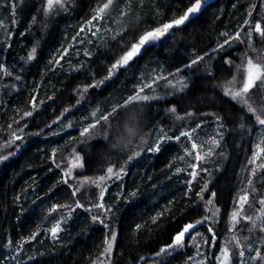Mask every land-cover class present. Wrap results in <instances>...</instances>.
Masks as SVG:
<instances>
[{"label":"trees","instance_id":"16d2710c","mask_svg":"<svg viewBox=\"0 0 264 264\" xmlns=\"http://www.w3.org/2000/svg\"><path fill=\"white\" fill-rule=\"evenodd\" d=\"M194 2L112 0L96 20L98 31L86 34L108 0H54L47 13V0H0V157H8L0 159V264H96L113 233L112 264H146L196 221L202 223L183 247L162 254L158 264H193L195 254L217 264L225 239L264 240V220H256L264 169L251 162L264 148V126L241 99L225 94L240 64L264 58V38L247 36L256 22L264 27V0H202L183 24L112 67L145 32L184 16ZM237 33L240 39H232ZM256 91L246 100L261 114L264 88ZM136 95L150 99L132 101ZM216 122L215 155L191 179L181 170L184 149L176 137ZM109 167L118 178H109ZM245 193L255 226L240 213L231 220ZM61 219L53 238L49 228Z\"/></svg>","mask_w":264,"mask_h":264},{"label":"snow or ice","instance_id":"6c2138e0","mask_svg":"<svg viewBox=\"0 0 264 264\" xmlns=\"http://www.w3.org/2000/svg\"><path fill=\"white\" fill-rule=\"evenodd\" d=\"M56 3H59L60 0H55ZM53 3L54 0H47V8L45 9V12L47 13V11H49L50 9H52L53 7ZM112 3V0H108V3H105L102 5V7H100L96 13V15L93 17V20H99L102 19V13L105 11V9H107L109 7V5ZM201 4H202V0H195V2L192 4V6L190 8H188L187 12L184 14V16L180 17L179 19L174 20L172 23H168V24H164L162 28H156L152 31H147L145 32L142 36H140L139 38V42L136 44H133L131 49L119 60L117 61L116 64H114L112 67L113 69H116L120 66L126 65L128 64V62L139 53L140 48L145 45L146 43L150 42V41H155L158 40L161 36H163L170 28H172L174 25H180L183 24L185 22V20H187L189 18L190 14H194L197 11L200 10L201 8ZM125 13H121V15H124ZM91 23V21L89 22ZM246 23H248L246 21ZM81 31H83V29H81ZM253 33L258 34L260 37L264 38V27H262L261 23L258 21L255 23L254 27H252L248 33L247 36L249 39L252 38ZM95 34V33H93ZM232 39H240V34L237 33L235 37H232ZM230 43V40L226 39L224 41V43L222 45H220V47H224V45H227ZM251 46V45H250ZM33 51H35V49H33ZM33 57L30 55L28 57V59H32ZM203 59L202 57L196 59V60H192L191 64L187 65L186 67H191L192 64H196L198 62V60ZM226 63H231L230 60H226ZM57 63H59V61H57ZM0 70H3V65H0ZM240 71L243 72L244 74V82L242 84V86L239 88L238 91H231V89H228L226 91V95L230 94L232 96L233 99H241L243 101L244 104L247 105V110L249 113H252L255 116V120L256 122L261 125L264 126V109H260V113L261 114H257V109L253 108L251 104H248V101L246 99H244V97L246 96V94L256 85L257 81H260L261 83H264V59H261L259 62H254L252 58H247L246 63H243L239 69ZM180 69H177V72H179ZM111 74V72H110ZM233 80H235V77H233ZM180 83L183 86V79L180 81ZM150 97L148 96H140V95H136L133 96L131 98L132 101H137V100H141V101H146L149 100ZM126 106V105H125ZM115 111V110H114ZM31 113H25V115H30ZM102 119L107 120L108 117H102ZM88 129L86 128L84 130V132H87ZM131 131V130H129ZM84 132L81 133V135H84ZM182 135H184L182 133ZM16 139H20V137H16ZM177 139H179V137H177ZM12 142H9V144H11ZM213 143H215V141H213ZM197 147V145L195 143H193L192 148L195 149ZM259 147V146H258ZM260 152H264V148H260ZM136 155H139V153H136ZM259 155V153H257V156ZM7 156H3L0 157V159H7ZM129 159H131V157H129ZM200 157L197 156V160H199ZM252 163H255V157L253 159V161H251ZM195 167V166H193ZM258 168L260 169H264V163H261L259 165H257ZM122 171V169H121ZM107 173L109 174V178L113 175L117 176V178L119 177V173L113 171L112 167H109L107 169ZM70 175V173L68 174ZM193 176H195V172L192 173ZM253 175H255V170H253ZM100 180L103 181L104 177H100ZM65 183H67V180L64 181ZM249 183H251V181H249ZM206 187V186H205ZM75 192H73V195L75 196ZM215 194L213 193V196ZM103 197V193H101V199ZM249 196L248 194L243 195L242 197H240V206L241 208H243V205L248 201ZM209 204L212 203L211 200L208 201ZM258 203L262 206L261 209H259V215L256 217V220H264V198L260 199L258 201ZM55 207H60V206H55ZM55 207L53 210H55ZM76 207H82V205L79 204V202L76 203ZM95 207L104 208L103 204H97L95 205ZM106 212H110L111 209H106ZM93 221L96 222H100L102 224H104V226L107 228L108 225L106 223H104V220L99 219L98 216L94 215L92 217ZM156 218H153V222H155ZM207 219V217L205 218ZM238 219V212H233L231 215V220L232 222H237ZM243 219L252 222L253 226H255V221L252 219V217H243ZM202 223V221H196L195 223H188L186 224L183 229L178 232L172 243L162 247L160 249V251L158 253H156V256L159 257L162 254H167L169 252L170 249H174L177 247H183L184 244V239H185V235L190 233L192 229H194L196 227L197 224ZM141 225H136V230L139 231L141 229ZM60 225L59 223L56 224V226H54L53 228L50 229L51 235L53 238H56L57 233L60 231ZM231 230V229H230ZM262 231H264V228L261 229ZM209 231L211 232L212 229L209 228ZM34 238V237H33ZM116 236L115 233L112 234L111 236V240H106V248H105V253L110 254L112 251V247H113V242L115 241ZM235 239V238H234ZM212 241H215V234H213L212 237ZM207 243V241H206ZM236 246L240 247L239 241H236ZM256 255L250 257L251 260L256 261H264V252L261 251V249H256ZM245 253L243 251H240L239 256L242 258L244 257ZM143 259V258H142ZM189 260L192 259V257L188 258ZM217 260L219 261V264H231V253L229 251V249L225 246L221 249L220 252V256L217 257ZM200 264H203V262H200Z\"/></svg>","mask_w":264,"mask_h":264},{"label":"rangeland","instance_id":"374dc122","mask_svg":"<svg viewBox=\"0 0 264 264\" xmlns=\"http://www.w3.org/2000/svg\"><path fill=\"white\" fill-rule=\"evenodd\" d=\"M98 26H99V23H97L96 20L92 21L91 23L88 24V27L85 29L86 34L96 33L98 31ZM243 63H246V62H243ZM242 64H240L239 66L241 67ZM239 71H236L235 80L229 84V89H231V91H233V92L238 91L244 82V74L241 71V73L243 74V76L241 78ZM175 80L176 79L169 80L168 82L174 83ZM262 88H264V83L257 81L256 85L246 94L245 99H247L248 96L251 93L255 92L257 89H262ZM182 133L184 135L181 134V135L177 136V137H179V139H177V137H176V140L181 143V145L183 146V149H184V154L181 157V159L184 163L182 164L181 170H188L190 178L193 179V178H196V176L200 175L201 170H202V168H201L202 166L204 167L203 170L205 171V169L207 167L206 163L209 161L211 156L215 155V150L218 147V145L220 143V139H221L220 126H217V122L213 126H210V127L201 126L198 124L194 128L185 129ZM164 137H165V135H162L161 139ZM213 141H215V143H213ZM193 143H195L197 145V147L195 149L192 148ZM260 148L261 147H257V149L253 155V159L255 157V164H257V165H259L260 157L263 154V152H260ZM257 153H259L258 156H257ZM197 156L200 157L199 160H197ZM75 164L73 162V165H75ZM193 166H195V167H193ZM191 168H192V170L190 172L189 169H191ZM193 172H195V176L192 175ZM245 194H247V193H245ZM245 204L243 205V208H241V206L239 204L236 212L240 213L243 217H245V216L251 217V215L248 214V212H245ZM237 221H238V219H237ZM57 223H59L60 229H62V226L64 224V219L56 221L54 224L51 225L49 230L51 228H53L54 226H56ZM60 231L57 233V235L60 233ZM50 234H51V232H50ZM189 234L190 233L185 235L184 241L186 240V238L188 237ZM190 239H191V237H190ZM236 241H239L240 247L236 246ZM257 243L258 244L247 243L246 239H242V238H238V237H230L227 240L225 239V243L223 241L224 245H222L221 249L225 246L229 249V251L231 253V264H264V261H259V260L253 261L250 259V257L256 255V251H255L256 249H261V251L264 252V240H259V242H257ZM179 248H181V247H177V249H179ZM221 249L218 253H216L215 258L213 257L214 261L217 264H219L217 257L220 256ZM240 251H243L245 253L244 257H242V258L239 256ZM25 253H26V251L23 254H25ZM210 254H211L210 256H213V248L211 249ZM197 255L198 254H195V256L193 255V257H194L193 264H200V262H203V264L209 263L208 258L200 259ZM24 256H26V254ZM160 257H161V255L159 257H157L155 255V256L151 257L148 260L149 262L146 264H158ZM14 258H15V256H14ZM96 264H112L110 261L109 254L104 253L102 259L100 261H98Z\"/></svg>","mask_w":264,"mask_h":264},{"label":"bare ground","instance_id":"6f19581e","mask_svg":"<svg viewBox=\"0 0 264 264\" xmlns=\"http://www.w3.org/2000/svg\"><path fill=\"white\" fill-rule=\"evenodd\" d=\"M117 4V3H116ZM250 16V15H249ZM234 29V28H233ZM103 41H105V40H103ZM106 44V43H105ZM109 44V43H108ZM107 44V45H108ZM104 46V45H103ZM225 46V45H224ZM243 46V45H242ZM90 48V47H89ZM256 48V47H255ZM228 49V48H227ZM231 49V48H230ZM218 50V49H217ZM88 51H89V49H88ZM243 51V50H242ZM83 52V51H82ZM215 52V54H216V50L214 51ZM239 53V52H238ZM210 54V53H209ZM208 54V55H209ZM254 55V54H253ZM257 55V54H256ZM26 56V55H25ZM27 57V56H26ZM243 58V57H242ZM264 59V58H263ZM19 61V60H18ZM25 61H27V60H25ZM210 63V62H209ZM15 64V63H14ZM18 64H20V63H18ZM235 64V63H234ZM15 65H17V63L15 64ZM23 65V64H22ZM24 67H25V65H23ZM22 66V67H23ZM205 66V65H204ZM198 67V66H197ZM210 67V66H209ZM208 67V68H209ZM185 68V67H184ZM205 69V68H204ZM240 69V68H239ZM193 70V69H192ZM19 71V70H18ZM22 71V70H21ZM193 73V72H192ZM240 73H241V71H240ZM25 74V73H24ZM12 76V75H11ZM24 76V75H23ZM46 76V75H45ZM25 77V76H24ZM36 77V76H35ZM210 77V76H209ZM1 78V77H0ZM231 78V77H230ZM4 79V78H3ZM42 79H43V77H42ZM229 79V78H228ZM1 80H2V78H1ZM223 80V79H222ZM1 82V81H0ZM30 82V81H29ZM229 82V81H228ZM51 84V83H50ZM28 85V84H27ZM33 85V84H32ZM38 86V85H37ZM210 86H212V85H210ZM34 88H36V87H34ZM261 88V87H260ZM33 89V88H32ZM176 89V88H175ZM180 89V88H179ZM19 90V89H18ZM36 90V89H35ZM261 91V90H260ZM18 92V91H17ZM29 92V91H28ZM35 92V91H34ZM257 92V91H256ZM15 93V92H14ZM22 93V92H21ZM20 93V94H21ZM261 93V92H260ZM262 94V93H261ZM79 95V94H78ZM257 95V94H256ZM11 96V95H10ZM253 97V96H252ZM261 97V96H260ZM42 98V97H41ZM48 98V97H47ZM262 98V97H261ZM239 99V98H238ZM252 99V101H253V98H251ZM255 100V99H254ZM24 101V100H23ZM251 102V101H250ZM261 102V101H260ZM35 103V102H34ZM256 105V104H255ZM257 106V105H256ZM255 106V107H256ZM264 107V106H263ZM258 109V108H257ZM171 110V109H170ZM190 113H191V111H190ZM169 115V114H168ZM167 115V116H168ZM205 121V120H204ZM36 125V124H35ZM224 127V126H223ZM247 128V127H246ZM157 129V128H156ZM264 130V129H263ZM21 132H23V131H21ZM157 132V131H156ZM155 132V133H156ZM37 133V132H36ZM263 133V132H262ZM153 134V133H152ZM154 136V135H153ZM260 136H262V135H260ZM35 137V136H34ZM43 138V137H42ZM150 139V138H149ZM153 141V140H152ZM43 142V141H42ZM54 142V141H53ZM52 142V143H53ZM48 143V142H47ZM46 143V144H47ZM260 143V142H259ZM143 144V143H142ZM38 145V144H37ZM71 145V144H70ZM71 147H73L72 145H71ZM61 149H62V147H61ZM75 149V148H74ZM252 149V148H251ZM40 151V150H39ZM55 151V150H54ZM157 151V150H156ZM67 152V151H66ZM148 152V151H147ZM251 152H252V150H251ZM254 152V151H253ZM54 153V152H53ZM68 153V152H67ZM79 153V152H78ZM154 153V152H153ZM37 154V153H36ZM56 154V153H55ZM62 154H64V153H62ZM61 154V155H62ZM70 154V153H69ZM77 154V153H76ZM80 154V153H79ZM50 155V154H49ZM61 155H59L60 157H61ZM152 155V154H151ZM75 156V155H74ZM80 156V155H79ZM56 157V156H55ZM70 158H71V156H70ZM75 158H77V155H76V157ZM81 158V157H80ZM52 159V158H51ZM50 159V160H51ZM60 159V158H59ZM250 159V158H249ZM55 160H56V158H55ZM61 160V159H60ZM56 161H58V159L56 160ZM78 161H79V159H78ZM45 162V161H44ZM52 162V161H51ZM80 162H82L81 160H80ZM48 163V162H47ZM68 163V162H67ZM44 165V164H43ZM54 166V165H53ZM80 166V165H79ZM169 166V165H168ZM62 167V166H61ZM77 168V167H76ZM53 169V168H52ZM71 169H73V168H71ZM50 170V169H49ZM74 170V169H73ZM77 171V170H76ZM70 172H72V171H70ZM122 173V172H121ZM43 175H45V174H43ZM108 175V174H107ZM69 176V175H68ZM264 176V175H263ZM86 177V176H85ZM88 177V176H87ZM104 177V176H103ZM262 177V176H261ZM76 178V177H75ZM74 178V179H75ZM82 178H83V176H82ZM81 178V179H82ZM92 178H94L93 176H92ZM106 178V177H105ZM108 178V177H107ZM72 179V178H71ZM76 179H78V178H76ZM89 179H90V177H89ZM112 179V178H111ZM119 179H121V178H119ZM262 179V178H261ZM49 180V179H48ZM68 181H69V179H68ZM71 181V180H70ZM69 181V182H70ZM120 181H122V180H120ZM60 182V181H59ZM72 183H73V181H71ZM116 182V181H115ZM126 182V181H125ZM37 183V182H36ZM40 183V182H39ZM48 183V182H47ZM62 183H63V181H62ZM71 183V184H72ZM80 183H82V182H80ZM260 183H262V182H260ZM41 184V183H40ZM46 184V183H45ZM110 184V183H109ZM114 184V183H113ZM112 184V185H113ZM33 185V184H32ZM68 185V184H67ZM94 185V184H93ZM35 186V185H34ZM80 186V185H79ZM78 186V187H79ZM123 186V185H122ZM29 187V186H28ZM118 187V186H117ZM97 188V187H96ZM108 188V187H107ZM35 189V188H34ZM81 189V188H80ZM98 189V188H97ZM29 190V189H28ZM40 190V189H39ZM46 191V190H45ZM34 192V191H33ZM130 192V191H129ZM25 193V192H24ZM38 193V192H37ZM99 193V192H98ZM135 193V192H134ZM34 194V193H33ZM43 194V193H42ZM206 194V193H205ZM201 195V194H200ZM203 195V194H202ZM44 196V195H43ZM50 196V195H49ZM26 199V198H25ZM203 199H204V197H203ZM213 199V198H212ZM53 200V199H52ZM36 201H37V199H36ZM48 201V200H47ZM60 201V200H59ZM15 202V201H14ZM32 202V201H31ZM77 203V202H76ZM202 203H203V201H202ZM207 203V202H206ZM16 204V203H15ZM26 205V204H25ZM61 207V206H60ZM207 207V206H206ZM55 213V212H54ZM54 213H52V214H54ZM57 213V212H56ZM56 213H55V215H56ZM60 213V212H59ZM49 217V216H48ZM205 218V217H204ZM204 222V221H203ZM212 223V222H211ZM20 225V224H19ZM200 228V227H199ZM203 233V232H202ZM214 234V233H213ZM202 235V234H201ZM181 251V250H180ZM177 253V252H176ZM173 254V253H172ZM169 255V254H168ZM168 257V256H167ZM162 262V261H161Z\"/></svg>","mask_w":264,"mask_h":264}]
</instances>
